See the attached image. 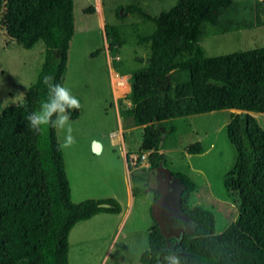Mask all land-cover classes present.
I'll return each instance as SVG.
<instances>
[{
	"label": "trees",
	"instance_id": "trees-1",
	"mask_svg": "<svg viewBox=\"0 0 264 264\" xmlns=\"http://www.w3.org/2000/svg\"><path fill=\"white\" fill-rule=\"evenodd\" d=\"M231 1L177 0L155 17L147 14L154 28L137 36L136 43H148L149 51L145 64L130 73L126 113L143 126L138 158L148 153L149 171L156 173L165 158L162 121L223 109L244 112H230L227 138L236 158L223 177L237 203V218L216 232L214 213L193 203L196 182L172 171L177 185L165 200L163 220L190 229L166 239L154 221L148 248L139 257L143 264H157L168 248L183 264H264V131L250 114L264 113V47L210 56L198 43L203 21L215 22ZM0 25L23 48L44 45L40 70L23 99L0 109V264H69L73 227L98 213L121 210L112 197L74 202L56 130L40 136L27 125V115L47 97L43 78L63 85L74 34L73 1L0 0ZM111 31L110 44L121 45L119 31ZM175 71L187 72L186 78L172 83ZM79 114L73 110L71 119ZM186 151L200 154L203 148L195 142ZM132 190L137 195L143 187ZM153 194L155 201L159 193Z\"/></svg>",
	"mask_w": 264,
	"mask_h": 264
},
{
	"label": "rangeland",
	"instance_id": "rangeland-1",
	"mask_svg": "<svg viewBox=\"0 0 264 264\" xmlns=\"http://www.w3.org/2000/svg\"><path fill=\"white\" fill-rule=\"evenodd\" d=\"M72 1L74 34L63 85L80 100L82 107L79 117L71 119L76 143L62 150L71 198L81 202L112 197L119 202L122 212L119 215L102 213L98 216L103 219L94 217L76 224L69 235V259L71 264L75 263L76 246L80 241L84 249L78 263L87 264L88 254L96 253L98 259L93 263L103 261L104 264L115 258L118 251L133 257L132 237H142L148 224L154 222L151 215L153 194L145 192V188L154 190L156 187L155 173L149 171L147 152L136 164L128 162V167L123 145L112 146L109 142L112 135L124 129L128 153L141 155L137 147L142 130H126L127 124L133 123L126 113L131 102L126 94L117 97L115 84L112 88L111 73L121 77L122 73H131L145 64L148 43L136 42L138 35H147L154 28L153 20L146 15L155 17L177 0ZM217 15L215 22L203 21L198 37V43L207 55L264 47V0H232ZM114 27L124 39L121 45L110 44ZM43 54L41 41L31 49L23 48L0 25V109L23 99L36 79ZM186 76L185 71H175L169 77L176 83ZM230 112L223 109L181 116L160 124L164 128L160 151L165 155L164 166L187 174L196 182L193 203L214 213L216 232H221L238 215L234 196L223 184L224 174L236 158L235 148L227 138ZM250 114L264 131V113ZM171 127L173 131L168 133ZM56 132L61 144L64 133ZM95 141L103 144L99 152L92 149ZM195 142L201 143L202 153L186 151V147ZM133 175H138L140 182L133 180ZM138 184L145 190L130 197V189Z\"/></svg>",
	"mask_w": 264,
	"mask_h": 264
},
{
	"label": "clouds",
	"instance_id": "clouds-1",
	"mask_svg": "<svg viewBox=\"0 0 264 264\" xmlns=\"http://www.w3.org/2000/svg\"><path fill=\"white\" fill-rule=\"evenodd\" d=\"M43 84L47 88V97L39 102L37 109L27 115V125L33 133L40 136H43L48 129L63 132V142L59 148L69 149L76 143L72 134V112L80 110L82 105L68 87L56 83L53 77L45 76ZM164 252L167 254L162 253V259L157 257V264H183V258L177 251L168 248Z\"/></svg>",
	"mask_w": 264,
	"mask_h": 264
},
{
	"label": "crops",
	"instance_id": "crops-1",
	"mask_svg": "<svg viewBox=\"0 0 264 264\" xmlns=\"http://www.w3.org/2000/svg\"><path fill=\"white\" fill-rule=\"evenodd\" d=\"M112 75L113 74L111 73V81H112V88H113V78H112ZM122 75H125V76L127 75V77H125V85L128 86V90L124 93V95L125 94L127 95L128 92H129V90H130V84H129V81H130V79H129L130 78V73H126V74H122ZM113 95H114V90H113ZM124 95H122V96H124ZM115 96H114V98L116 99ZM122 96H120V97H122ZM230 111L233 112V111H239V110L230 109ZM162 122L160 124H162ZM135 128H139L140 130L143 131V126L142 125H137L134 122L127 124L126 130H130L132 132V130L135 129ZM123 130L124 129H120V131L118 132L117 135H112V137L109 138L110 139L109 142H110V144L112 146H115V145L120 144V143L123 145V151H124L123 154H125L124 155L125 156V163L129 167V165L127 163L128 162L131 163L130 156L131 155H136V154H134V153H128L129 149L128 148L126 149V144L127 143H126V138H125L124 134L122 133ZM141 139H142V135L140 137V142L138 144V147H139V145L141 143ZM100 145H101V147H100V150L99 151H101L103 149V144L100 143ZM138 147H137V149H138ZM160 151H162V150H160ZM140 180L138 182H140ZM137 186H139V184ZM145 189L143 188V191L145 190V192H152V194H153V190L148 189V188H145ZM132 196H134L133 195V190L130 189V197H132ZM153 198H154V194H153ZM121 212H122V209L120 210L119 213H117V215H119ZM100 214H102V213H98V214L94 215L93 217H91L90 219H92L94 217L97 218V219H103L100 216H98ZM151 225L152 224H148L145 232L142 233V235H141L142 237H132V239H131L132 240V256H133L132 258H129L128 253H125L123 251H118V253H116L115 258H113L108 263H104V264H143V263L140 262L139 257H140V254L148 248V229H149V227ZM69 240H70V237H69ZM69 249H70V242H69ZM83 249H84V247H81L80 241H78L77 242V246H76L77 259H75V263L74 264H80V263H78V260L80 259V256L82 254ZM97 259H98V257H97V254L96 253L88 254V256L86 257V261H87L86 263L87 264H95L96 262L95 263H93V262L96 261ZM102 260H103V258H102ZM102 263H103V261H101L100 264H102ZM69 264H71L70 263V259H69Z\"/></svg>",
	"mask_w": 264,
	"mask_h": 264
},
{
	"label": "water",
	"instance_id": "water-1",
	"mask_svg": "<svg viewBox=\"0 0 264 264\" xmlns=\"http://www.w3.org/2000/svg\"><path fill=\"white\" fill-rule=\"evenodd\" d=\"M239 112H242L239 110ZM101 145L95 141L92 145V149L94 152H99ZM155 178L157 181L156 187L154 191L159 193V196L157 199L153 202L151 207V215L153 220L158 224V227L161 231V233L166 237V239L169 237V231L171 227H167L166 223L163 220L162 216V208L165 203V200L167 199L169 193H170V187L172 185V171L164 166L162 162L159 163ZM99 206L107 207L108 204L101 203ZM175 229L180 230L181 232H184V229L182 227H176Z\"/></svg>",
	"mask_w": 264,
	"mask_h": 264
},
{
	"label": "bare ground",
	"instance_id": "bare-ground-1",
	"mask_svg": "<svg viewBox=\"0 0 264 264\" xmlns=\"http://www.w3.org/2000/svg\"><path fill=\"white\" fill-rule=\"evenodd\" d=\"M112 78H113V87L115 84L117 97L124 95V93L128 90V86L125 85V77H120V76L114 77V75H112Z\"/></svg>",
	"mask_w": 264,
	"mask_h": 264
},
{
	"label": "flooded vegetation",
	"instance_id": "flooded-vegetation-1",
	"mask_svg": "<svg viewBox=\"0 0 264 264\" xmlns=\"http://www.w3.org/2000/svg\"><path fill=\"white\" fill-rule=\"evenodd\" d=\"M154 179H155V182H156V184H157V181H156V178L154 177ZM172 185H171V187H170V193H169V195H172V193H173V191H174V189H175V187H176V185H177V179L172 175ZM168 195V196H169ZM187 225H190L189 223L187 224ZM167 227H171V229H170V231H169V236L171 237V236H176L177 234H179L180 233V230H177V229H175L176 227H179V226H172V225H168ZM182 228L184 229V230H187V229H190V226L189 227H187V226H182Z\"/></svg>",
	"mask_w": 264,
	"mask_h": 264
},
{
	"label": "built area",
	"instance_id": "built-area-1",
	"mask_svg": "<svg viewBox=\"0 0 264 264\" xmlns=\"http://www.w3.org/2000/svg\"><path fill=\"white\" fill-rule=\"evenodd\" d=\"M116 75H118V74H116ZM121 77H122V75H121ZM130 158H131V163L132 164H136V162L138 161V155L136 154V155H131L130 156ZM141 158H145V155L143 154L142 156H141Z\"/></svg>",
	"mask_w": 264,
	"mask_h": 264
}]
</instances>
